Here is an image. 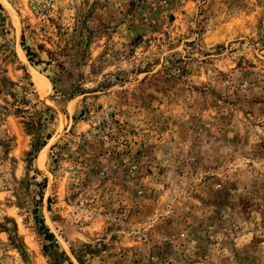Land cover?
Segmentation results:
<instances>
[{
	"label": "rangeland",
	"instance_id": "1",
	"mask_svg": "<svg viewBox=\"0 0 264 264\" xmlns=\"http://www.w3.org/2000/svg\"><path fill=\"white\" fill-rule=\"evenodd\" d=\"M0 264H264V0H0Z\"/></svg>",
	"mask_w": 264,
	"mask_h": 264
},
{
	"label": "trees",
	"instance_id": "2",
	"mask_svg": "<svg viewBox=\"0 0 264 264\" xmlns=\"http://www.w3.org/2000/svg\"><path fill=\"white\" fill-rule=\"evenodd\" d=\"M26 54H27L29 57H33V54L30 53V51H29L28 48H26ZM42 229H43V231H44V234H45L46 239H47V240H53V235H52V233L49 232V229H48L46 226H44V225H42Z\"/></svg>",
	"mask_w": 264,
	"mask_h": 264
},
{
	"label": "bare ground",
	"instance_id": "3",
	"mask_svg": "<svg viewBox=\"0 0 264 264\" xmlns=\"http://www.w3.org/2000/svg\"><path fill=\"white\" fill-rule=\"evenodd\" d=\"M36 81H37V84L40 88H44L43 90H46V88H48V83L43 80L40 76H36Z\"/></svg>",
	"mask_w": 264,
	"mask_h": 264
}]
</instances>
